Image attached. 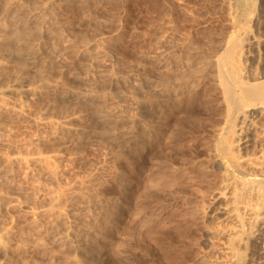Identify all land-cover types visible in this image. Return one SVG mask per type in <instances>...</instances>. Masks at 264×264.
<instances>
[{
    "label": "bare ground",
    "instance_id": "bare-ground-1",
    "mask_svg": "<svg viewBox=\"0 0 264 264\" xmlns=\"http://www.w3.org/2000/svg\"><path fill=\"white\" fill-rule=\"evenodd\" d=\"M224 1L221 9L225 7L230 15L229 28H226L227 33L222 39H219L215 46H211L212 49L195 56L193 52L191 59L187 57L190 54L187 55L188 59H182L179 67L175 65L176 69L163 64L168 68L162 67L164 70H160L161 67L154 65L145 73L138 68L127 66L107 35L88 38L74 47L72 43L76 36L71 31L58 33V26H63V22L51 11L54 7L53 0L41 1L38 4H32L29 0H0V242L7 244L11 238L9 229L3 227L1 220L6 215L10 226L16 224L14 222H17L18 217L14 214V209L21 206L32 212L35 219L40 220V229L43 227L55 235L53 237L51 234L54 242H59L60 246L69 240L72 243L71 239L75 234L67 231L70 227H64V233L60 230V235L55 234L56 230L61 229L58 225L63 222L66 224V217L71 218L64 206L56 203L58 199L54 198L55 193L53 196L48 194L52 197L51 204L39 207L32 202L34 198L25 195L24 191L27 188L29 191L31 188H37V185L39 188V174L44 175L45 172L49 177H57L64 172L59 163L64 148L44 150L45 147L39 148L40 144L46 142L50 145V141L61 140L65 132L74 130V122H77V125L82 124V127L75 130L83 134L86 131L83 126H88L87 123L95 119L98 122H107V125L116 124L110 127L111 130L107 126V137L115 143L123 162L135 167L143 160L145 167L152 166V174L156 175L151 178V182L147 181L142 185L144 208H151L164 201L172 204L179 194L187 192L192 184L205 183V192L200 190L204 194L200 195L202 198L199 199L207 203L205 193H210V198L207 196L212 203L210 210L207 207L209 221L204 222L207 224L204 226L208 229L206 237L209 244L218 252L214 259L222 264H264V0ZM159 42L164 44L162 40ZM156 49L151 53L153 60L164 62L166 56ZM71 52L75 54L73 61L67 60V55ZM59 85L62 88L60 98L90 104L91 107L80 114H77L79 111L52 117L45 113L33 114L34 116L30 114V121L39 128H56L52 129L55 134H51V138L48 137L49 143L39 133V136L34 135L35 137L30 139H26L23 133L21 135L23 130H20L18 137L14 135V128L9 126V122L15 120V117L17 119L25 115L26 101L23 98H38ZM205 86L207 87L204 89ZM211 118L214 120L211 121ZM208 119L210 123L207 122ZM193 124H198L199 131L202 129L208 132L210 127L215 128L217 138L198 144L193 134L194 129L188 126ZM20 135L22 137H19ZM205 137L203 134L201 139ZM208 154V158L215 162L209 166L210 171L203 167L205 171L197 172L195 169L192 175L179 171V164L184 165ZM174 164L178 165L174 167ZM126 175L127 171L125 173L124 170L118 182L123 205L133 178L129 176V179ZM81 179L83 181L85 178L80 177V182ZM135 184L132 182L134 187ZM42 187L38 190L42 191ZM66 188L61 186L57 198L61 197ZM35 190L31 191L36 193ZM73 202L68 204L70 208L75 206H72ZM199 206L202 211L206 209L202 202ZM110 209L115 208L110 206ZM40 212L42 215H38ZM189 212L174 213V217H155L147 233L159 240L180 244L189 238L193 230L201 231V224L203 225L204 220H200L203 216L199 217V212ZM81 213L78 219L84 223L87 218ZM78 219L73 220L72 226ZM99 222L101 225L102 222ZM74 226L80 229L79 226ZM104 226L102 223L100 227L106 229ZM32 227L36 230V225H31ZM94 228L92 226V229ZM83 229L84 226L79 230L80 233L76 234L81 236L74 240L78 248L87 253L96 249L93 244H89L87 237L93 238L97 233H101L99 229L96 233L90 230V227L86 229V226ZM31 230L27 231L28 234ZM168 232L171 237H165ZM49 237L47 242L53 241V238ZM64 253L67 255V252Z\"/></svg>",
    "mask_w": 264,
    "mask_h": 264
},
{
    "label": "rangeland",
    "instance_id": "rangeland-1",
    "mask_svg": "<svg viewBox=\"0 0 264 264\" xmlns=\"http://www.w3.org/2000/svg\"><path fill=\"white\" fill-rule=\"evenodd\" d=\"M29 1L32 4H38L39 2L46 0H29ZM53 1H54V5H53L54 7L52 8L51 11L56 16L57 19L59 18L58 20L63 22V26L62 25L58 26V33L60 31L59 34H62L63 31L65 30L71 31L72 34L76 36L72 43L74 47L79 46L83 40L84 41L88 40V38L90 39L92 37H96L102 34L103 36L107 35V37L109 36L111 38L112 45H114L115 48H117L119 56L121 57L123 62H125L127 66L130 65V67H135L140 70H143L145 71V73L146 70L148 73V71L150 70L149 68H151L154 65L156 67H161V68L164 67V69L168 67L174 68L177 65L179 67L180 63H182L183 60L188 59L187 57L191 59L195 55L206 53V50L208 51L209 49H212V47L215 46L216 43H218L222 39L224 34L227 33L228 29L226 30V28H229L230 15L227 13L225 7L221 9V7L224 6V2H225L224 0H77V1L53 0ZM222 11L224 12V14ZM226 24L228 25V27ZM161 40L164 42V44L163 43L161 44V42H159ZM181 44H183L182 47L180 46ZM159 46L161 48H159ZM157 47L159 50L156 49ZM155 49L158 50V52L162 53L164 57L166 56L164 62L167 61V63L164 62L159 63V61H156L155 59L153 60L151 53H153ZM184 54L186 55L184 56ZM74 59H75L74 53L71 52L67 55V60L73 61ZM172 61L173 62L175 61L174 64H171L173 63ZM168 63H170L171 66H169ZM163 64L164 65L166 64L168 67L163 66ZM161 68L160 70H164L163 68L162 69ZM206 87L207 86H205L204 89ZM60 88L61 85L54 87L53 89L44 92L45 95L44 94L40 95L38 96V98L35 97V99L33 98L29 100L26 99L25 97L23 98L26 101V105L24 104L25 106L24 109H26L27 112L25 111V115L23 114L22 116L17 117V119L15 117V120L13 119L12 121L9 122V126L11 128L13 127L14 131L16 132V133L13 132L14 135L15 134L16 136L19 135L20 130L21 131L23 130L21 132V135L24 134L23 136H25L26 139H30L31 137L34 138L35 137L34 135L39 136L40 134V136L41 135L42 137L44 136L43 138L47 139L46 141L49 143L48 139L55 134L54 130H56V128L53 127L52 129L54 130H52L51 127L49 126L48 127L42 126L39 128L35 124H32V122L30 121L31 115L34 116L33 114L45 113L49 117L50 115L52 117V116H58L60 114L63 115L68 114L67 112L73 114V112L77 113L78 111L79 113L77 114H80L83 113L85 109H87L88 107L89 108L91 107L90 104H82V103L74 102L73 100L60 98L59 94L62 91V88L61 89ZM116 96L117 98H119L118 94H116ZM48 99H50V101ZM31 100H35V101H31ZM51 101H53V103ZM212 120H214V118H211V121ZM90 121L91 122L87 123L88 126L85 125L86 123H83L85 125L83 127H86L85 128L86 131L83 132V134L75 130L78 127H82V124L79 125L78 123L77 125V122H74L73 124L74 130L65 132L66 134L63 135L64 141L63 138L61 139L63 143L61 140L56 139L50 141L51 142L50 145L47 144L46 142H43L44 145L40 144L39 148L41 147L42 149L43 147H45V149L43 148L44 150L46 149L49 150L48 148H51L50 150H54V149L62 150L63 148L65 149V151L63 149L62 151L63 156H61V159L59 160L60 161L59 163L61 164L60 166L64 172L60 174L61 176L60 175H58L57 177L50 176L51 178L49 177V174L46 173L47 174L46 175L45 172L44 175L43 173L39 174L41 177V184L39 188L41 189L42 184L44 185L42 187V191L38 190L39 189L38 185L37 188L35 187L32 189L30 187L31 188L30 191L28 190L29 188H27V190L25 189L26 191H24L25 195L28 194V197L32 196L31 198L35 199V200L34 199L31 200L39 207L41 206L47 207L48 203L51 204L52 202L50 200L52 199L51 195L52 194L54 195L55 193L54 198L58 199L56 203L59 202L61 206H64L65 211L69 212V213L67 212V215L72 218L71 219L70 217H68L70 219H67L66 217L67 220V221L65 220L66 224H64V222L60 223L58 225L59 226L58 228L61 229H59L58 231L56 230L57 232L55 231V234L57 233L58 235H60L58 233L60 230L62 231L64 227L65 228L70 227L71 229L70 228L68 229L66 228V229L68 232L71 231V233L75 234L73 239H71L72 243H70L69 240L68 242L70 244L67 242L65 243L66 245L62 244L65 246L62 245L60 246L59 242H58L59 244L56 243L57 241L54 242L55 241L53 238L55 236L54 234L49 233L50 231L48 232V230L47 229L45 230V228L43 227L40 229V227L42 226L40 225L39 222L40 220L35 219L36 217H34L35 215L32 212L31 213L33 214V217L30 211L26 210L25 207L23 208L21 206H16V209H14V214L16 213L15 215L16 217H18L17 220L15 219L17 222H14L16 224L13 223L14 225L10 226L9 219L6 215L5 216L3 215L4 217L1 220L3 227L9 229L11 238L8 241L9 243L7 244L0 242V264H74V263L76 264L77 263L79 264H222V262L216 261L214 259L215 258L214 256H216V254L218 255V252L216 249L212 248L206 237L208 233V229L207 227H205L207 225V224L205 225V223L209 221L208 220L209 210H210V205L212 203H210L211 201L209 199L210 198L209 192L205 193L206 201H208L207 203H205V201L203 202L202 199H199L201 197L200 195L204 194L200 190H203L204 187L203 184L205 183H200L203 186L199 185V183L192 184V186L188 187V191L185 193L184 191L181 192L178 198L175 199V201H173L172 204H168L167 201H164L163 203L156 204L151 208L149 207L144 208V206L142 205L143 204L142 194L144 193V188L142 185L146 184L147 181L151 182V178H153V176L156 175V174H152L153 171L151 169L152 166L147 165L145 167V165H143L144 163L142 162L143 160L137 164L138 166L135 167L133 165L131 166V164L129 165V163L123 162V160L117 153L118 151L115 143L109 137H107V134L109 132L108 128L110 127L112 128L116 126V124H114V126L113 123H109L110 125H107L106 124L107 122H102V121L98 122L95 119ZM211 121L209 119L207 120V122L209 123ZM91 124L92 126H90ZM188 126L194 129L193 134L196 136L198 140V144H201L203 143V141H208V140L214 141L218 136V134H216V131L214 130L215 128L213 127H210L211 129L210 131L205 132L202 129L201 131H199L200 128L198 124L197 125L193 124ZM44 132L46 133L49 132L48 133L49 136L45 135L46 133ZM203 134H205L206 137L204 139H201ZM21 135L19 137H22ZM105 136L109 139H107ZM13 138L16 137L13 136ZM208 156L209 154L200 157L195 161L192 160L191 162L189 161L188 163H184V165L178 163L179 165L177 164L178 165L177 166L176 164H174V167L180 166L181 170L179 171H181L183 174L185 173V175L194 174L193 170L195 169L197 170V172H200V170H204V169L206 171H210L211 168H209V166L211 167L212 163L214 164L215 162L209 159L210 157L208 158ZM123 165L125 168L123 167ZM202 167L204 169H202ZM124 170L125 173L127 171L128 176L127 175L126 176L127 177L131 176V178L133 177L131 181L134 184L136 182V184L134 187V185H132L131 182V186H130L131 189L129 187V189L127 190L128 191L127 197L123 205L122 191L120 186L118 185L119 184L118 182H120L119 177ZM39 175L37 176V178L40 180ZM85 175L86 177H84ZM88 176H90L91 178ZM80 177L85 178L83 180L84 182L86 180L87 181L83 183L81 179L80 182L79 180ZM131 178L129 177V179ZM39 180L38 183H40ZM70 180L72 182H70ZM30 182L32 183V181ZM90 182L92 185L90 184ZM31 183L29 184V186H31ZM63 183H65L66 185L65 184L63 185ZM59 184L62 187L65 186L67 188L65 192L62 193L61 197L57 198L58 192L61 189V186ZM31 190H35L36 193H34V191ZM213 190L214 192L216 191L215 189ZM207 196L209 197L208 199ZM66 197L68 198V200L70 197L71 198L68 201ZM72 201H74L72 206L75 205L76 207L74 206L73 208L72 207L70 208L69 207L70 205L68 204H70ZM199 201L204 203V206L206 205L205 207L206 209L207 207H209L208 208L209 210L207 209V211H205L206 209L203 207V209H205L204 210L205 213H204V211L201 210L202 207L201 209L200 206L198 207V205L201 204V202ZM128 204H130V206H127ZM66 205H68V207ZM110 206L111 208L114 207L115 209L113 210L110 209ZM194 206H197L198 208ZM141 208L144 209L141 210ZM195 209H198V211H196ZM185 211L186 212L191 211L197 213L199 212L200 213V214L198 213L199 217L200 215L203 216L202 218L200 217V220L201 221L204 220V221L202 222L203 225L201 224V231L193 230L190 233L189 238L184 240V242H181L180 244L176 245L173 244L171 241L165 242L161 239L159 240V238L157 239L154 236L151 235L149 236V233H147L153 218L155 217L157 218L161 215L164 218L165 217L167 218L169 216L174 217L176 215L174 213H180ZM4 213L5 212H3V214ZM80 213L82 215H85L87 218L86 219L87 221H85L84 223L79 222L78 217L81 216ZM38 215H42V213L40 212ZM76 218L78 219L77 220L78 222L77 223L74 222L73 224L79 226L78 228L80 229H77L74 225L72 226V222ZM99 221L103 223V226L105 225L104 227H106V229L103 228L105 229V231H103L102 227H100L102 226V223L101 225H99L100 224ZM104 222L106 224L108 223L107 225L109 227H107V225ZM85 223L87 224L85 225ZM38 224L40 226H37ZM31 225L34 227L36 225V230H38L37 231L38 233L35 232L36 230H34L33 227L32 228L34 231L31 230L32 229ZM82 226H84V229L85 226L86 229L90 227V230H93L96 233H97L96 230L99 229L98 231H100L99 233L101 234L98 233L96 234L97 236L100 235L98 236L99 238L96 235L93 238L87 237V240L89 239L88 241H90L89 244L90 245L93 244V246L96 248L94 250L96 251L93 250L87 253H83L78 248L77 243L74 239L77 238L78 236H81L76 234L80 233ZM92 226L93 228L95 226V228L92 229ZM65 228L64 230L66 231ZM28 230H31L29 234L27 232ZM64 230L62 231L63 233L65 232ZM33 232H35L34 234L36 235L31 234ZM123 232H125L124 235ZM26 234L29 236L30 239H28V236ZM51 234L53 237L51 236ZM31 235H33L32 237L34 238H32ZM171 236H172L171 233H169L168 235L166 234L165 237H171ZM48 237L49 239L53 238V241L50 240L49 241L50 243L47 242ZM95 238L98 239L96 240ZM25 239L29 242L27 241L25 242L24 241ZM23 242L25 243L23 244ZM42 242L44 243L42 244ZM192 249L194 251H192ZM64 252H67V255ZM86 254L88 255L86 256Z\"/></svg>",
    "mask_w": 264,
    "mask_h": 264
}]
</instances>
